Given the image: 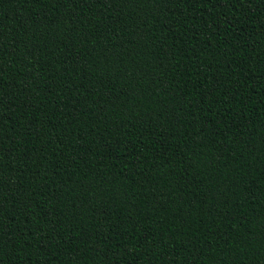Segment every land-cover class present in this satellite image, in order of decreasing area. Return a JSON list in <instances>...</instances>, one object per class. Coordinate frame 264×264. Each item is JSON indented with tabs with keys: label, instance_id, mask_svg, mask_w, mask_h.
Masks as SVG:
<instances>
[{
	"label": "trees",
	"instance_id": "1",
	"mask_svg": "<svg viewBox=\"0 0 264 264\" xmlns=\"http://www.w3.org/2000/svg\"><path fill=\"white\" fill-rule=\"evenodd\" d=\"M0 264H264V0H0Z\"/></svg>",
	"mask_w": 264,
	"mask_h": 264
}]
</instances>
